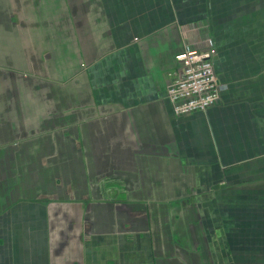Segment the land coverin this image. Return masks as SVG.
Listing matches in <instances>:
<instances>
[{"label": "crops", "instance_id": "0c3cea01", "mask_svg": "<svg viewBox=\"0 0 264 264\" xmlns=\"http://www.w3.org/2000/svg\"><path fill=\"white\" fill-rule=\"evenodd\" d=\"M210 46L220 99L177 116ZM1 85L0 264H264V0H0Z\"/></svg>", "mask_w": 264, "mask_h": 264}, {"label": "built area", "instance_id": "2783aa9c", "mask_svg": "<svg viewBox=\"0 0 264 264\" xmlns=\"http://www.w3.org/2000/svg\"><path fill=\"white\" fill-rule=\"evenodd\" d=\"M217 50L188 47L176 55L178 68L169 74L166 97L177 116L204 112L220 99L215 72Z\"/></svg>", "mask_w": 264, "mask_h": 264}, {"label": "rangeland", "instance_id": "374dc122", "mask_svg": "<svg viewBox=\"0 0 264 264\" xmlns=\"http://www.w3.org/2000/svg\"><path fill=\"white\" fill-rule=\"evenodd\" d=\"M2 65V64H1ZM23 74H25V73H23ZM27 74V73H26ZM22 76H20L19 77V74H17V75H15V76H13V80L14 81H17V80H19L20 78H21ZM27 79H29V78H27ZM22 84H20V85H25V86H27L28 87V85L27 84H25V78H23L22 77ZM12 87V88H11ZM3 89V90H2ZM12 89H13V86H10V90H11V92H12ZM18 89V88H17ZM16 93H17V91H16ZM12 96V95H11ZM2 97H4V99H7V96H6V93H5V89L2 87V85H1V87H0V98L2 99ZM28 98H29V93L27 92V91H25L24 89H22L21 88V90L19 91L18 90V93H17V99L18 100H20V103H25L26 101H28ZM10 100V99H9ZM27 108V107H26ZM26 108H23V110L24 109H26ZM27 110V109H26ZM2 111V109H0V112ZM25 113H26V111H24ZM2 113V112H1ZM33 114H35L34 112H33ZM32 117V116H31ZM34 119L35 118H30V120L27 118V120H25L24 119V121H22V123H20V122H18V121H15L14 123L15 124H18V123H20L21 124V127L19 128V130L17 131V133H16V136H14V137H36L35 135H28V133H27V130H25V129H28L27 128V126L28 125H30V127L32 128H34L35 129V131H36V133L37 134H40V131H41V126L40 125H38L39 123H35V121H34ZM28 120H29V122H28ZM5 122L4 121V119L2 118V116H1V118H0V122ZM22 124H25V129H23V125ZM8 125V124H7ZM11 128V127H10ZM0 130H4L2 127H0ZM10 137H13V136H10ZM61 196V193L60 194H57V193H55L53 196Z\"/></svg>", "mask_w": 264, "mask_h": 264}]
</instances>
